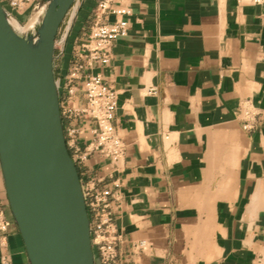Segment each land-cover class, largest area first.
Returning <instances> with one entry per match:
<instances>
[{
	"label": "crops",
	"instance_id": "1",
	"mask_svg": "<svg viewBox=\"0 0 264 264\" xmlns=\"http://www.w3.org/2000/svg\"><path fill=\"white\" fill-rule=\"evenodd\" d=\"M39 0L20 13L25 24ZM79 0L62 25L55 75L65 130L83 189L111 191L115 264H264V6L251 0H127L126 37L108 65H94L116 94L117 161L92 150L97 123L84 109L83 79L67 75L98 19ZM69 23V24H68ZM87 155L86 160L80 157ZM0 264H30L9 208L0 164Z\"/></svg>",
	"mask_w": 264,
	"mask_h": 264
},
{
	"label": "water",
	"instance_id": "2",
	"mask_svg": "<svg viewBox=\"0 0 264 264\" xmlns=\"http://www.w3.org/2000/svg\"><path fill=\"white\" fill-rule=\"evenodd\" d=\"M78 1L39 0L25 24L0 2V164L30 264H96L54 68Z\"/></svg>",
	"mask_w": 264,
	"mask_h": 264
},
{
	"label": "built area",
	"instance_id": "3",
	"mask_svg": "<svg viewBox=\"0 0 264 264\" xmlns=\"http://www.w3.org/2000/svg\"><path fill=\"white\" fill-rule=\"evenodd\" d=\"M32 1L6 0L9 8L16 13L23 12ZM251 1L255 5L264 6V0ZM130 13L131 10L127 0H98L96 6L97 18L102 19L104 16L113 15L115 22H96L93 25L89 37L92 47H85L79 52L78 61L72 65L66 78L68 84L71 85L69 89L70 95L75 93V87L72 85L83 79L81 89L87 101L84 109L70 111V115L75 119L85 116L88 120L97 123L96 128L92 130L94 141L90 146H92V150H97L102 156L113 161H117L123 152L122 141L116 134L113 125L117 109L116 94L104 83L100 74L87 73V69L94 65L106 66L110 63L113 43L128 34V17ZM10 14L15 18L12 13ZM82 130L83 128L76 126L65 130L68 150L69 146L75 143ZM86 159V154L80 157L82 161ZM74 162L76 164L75 160ZM83 193L90 218L91 238L96 264H115L118 229L110 211L111 191L109 189L100 191L83 189ZM11 222L4 210L0 208V231H7Z\"/></svg>",
	"mask_w": 264,
	"mask_h": 264
},
{
	"label": "bare ground",
	"instance_id": "4",
	"mask_svg": "<svg viewBox=\"0 0 264 264\" xmlns=\"http://www.w3.org/2000/svg\"><path fill=\"white\" fill-rule=\"evenodd\" d=\"M69 24V23H68ZM17 29H19L20 31H23V29L19 26H17Z\"/></svg>",
	"mask_w": 264,
	"mask_h": 264
}]
</instances>
